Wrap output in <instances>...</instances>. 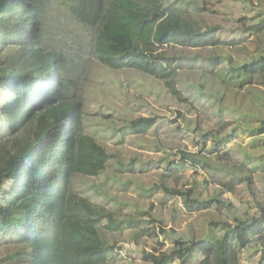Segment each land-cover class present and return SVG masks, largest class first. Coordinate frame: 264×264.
I'll use <instances>...</instances> for the list:
<instances>
[{
  "label": "rangeland",
  "instance_id": "374dc122",
  "mask_svg": "<svg viewBox=\"0 0 264 264\" xmlns=\"http://www.w3.org/2000/svg\"><path fill=\"white\" fill-rule=\"evenodd\" d=\"M39 47L62 53L68 94L83 103L81 127L110 155L96 176L76 173L72 191L122 225L97 226L111 247L107 264H152L144 252L161 254L191 240L221 237L264 210V74L242 67L264 55V0H163L200 27H219L221 44L163 47L176 68L182 99L165 80L133 68L103 65L95 52L97 25L80 22L69 0H43ZM16 46H0V79ZM8 90L0 87V106ZM153 116L137 133L130 121ZM29 125L27 126V128ZM22 131L0 119V167ZM184 153V154H183ZM10 183V182H9ZM0 201L9 184H0ZM230 186L233 189L228 190ZM174 189L184 195L171 193ZM208 206L189 211L187 197ZM239 249L238 264H264V232ZM25 246L0 230V264H25ZM16 253H21L16 256ZM189 259L166 264H202ZM209 263L215 264L210 258Z\"/></svg>",
  "mask_w": 264,
  "mask_h": 264
},
{
  "label": "trees",
  "instance_id": "16d2710c",
  "mask_svg": "<svg viewBox=\"0 0 264 264\" xmlns=\"http://www.w3.org/2000/svg\"><path fill=\"white\" fill-rule=\"evenodd\" d=\"M69 1L80 22L97 25L95 52L103 65L164 79L178 99L182 93L176 84L177 71L163 47L221 44L219 27L201 29L178 8L164 7L163 0ZM44 9L43 0H0V46L18 48L9 57L11 69L2 72L0 79V87L8 90L0 119L13 134L25 131L0 167V184H9L0 201V230L25 246V264H107L111 247L101 241L97 226L104 217L109 220L108 230L122 225L73 193L72 180L76 173L98 175L110 155L83 132V103L79 96L67 93L68 82L73 81L65 79V57L39 47ZM242 70L264 74V55ZM156 121L153 116L139 117L129 124L137 133H146ZM171 193L184 195L179 189ZM184 203L189 211L208 206L189 196ZM237 222L221 237L191 240L185 247L177 242L170 252H144V257L152 264L185 262L198 250L205 255L202 264L210 258L215 264H238L234 242L242 248L249 236L264 232V210L251 221Z\"/></svg>",
  "mask_w": 264,
  "mask_h": 264
}]
</instances>
